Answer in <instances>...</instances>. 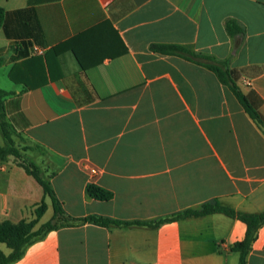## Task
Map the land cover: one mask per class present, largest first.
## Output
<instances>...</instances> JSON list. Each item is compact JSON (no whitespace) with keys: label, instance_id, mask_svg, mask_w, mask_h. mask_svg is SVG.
Returning a JSON list of instances; mask_svg holds the SVG:
<instances>
[{"label":"crops","instance_id":"1","mask_svg":"<svg viewBox=\"0 0 264 264\" xmlns=\"http://www.w3.org/2000/svg\"><path fill=\"white\" fill-rule=\"evenodd\" d=\"M0 6L6 118L44 148L35 162L67 213L152 222L212 199L244 212L264 210V128L212 70L151 48L177 44L226 60L240 71L241 89L260 97L264 115V0H0ZM227 21L241 30L231 35ZM53 47L65 49L49 52L46 64ZM87 183L110 190L111 198L89 197ZM42 195L15 158L0 161V221L32 219ZM44 200L34 228L52 215L50 198ZM245 230L220 212L157 226H63L10 264H238L231 246ZM0 250L10 247L1 242ZM245 258L264 264V223Z\"/></svg>","mask_w":264,"mask_h":264},{"label":"trees","instance_id":"2","mask_svg":"<svg viewBox=\"0 0 264 264\" xmlns=\"http://www.w3.org/2000/svg\"><path fill=\"white\" fill-rule=\"evenodd\" d=\"M2 18L3 8L0 6V24ZM226 29L231 35H235L241 30L240 26L234 21H227ZM63 44H65V42ZM151 48L164 54L181 56L212 70L218 79L229 87L248 115L258 125L264 128V115L259 110L261 103L260 97L252 89L247 91L241 89L238 83L240 71L236 68L229 67L226 60H219L203 53L194 52L185 46L177 44H153ZM64 49V47L61 49H59V47H53L46 52L44 54L46 64H48L47 54H49V52L58 54L59 50L63 51ZM66 49L71 48L69 47ZM2 61L3 58L0 56V64ZM9 75L13 80L17 79L12 71H10ZM26 85L31 86L29 83ZM7 94L8 92L6 90L0 88V136L2 139V143H0V161L5 160L8 156L15 158L17 164L38 182L42 188L43 195L40 202L34 208V217L32 219H21L16 223L9 220L0 221V243L5 242L10 247V251L7 254H4L0 250V264H10L20 258L25 248L30 243L42 238L49 230L63 226H76L84 223H93L101 226H157L165 221L190 216H201L213 212L223 213L245 223L246 230L244 237L241 240L234 242L231 246V250L238 252V264H245L246 253L255 237L256 230L264 223V210L260 212H244L222 205L217 199H212L204 202L199 208H188L174 212L159 217L152 222L126 221L97 214L74 216L67 213L62 206V202L56 197L49 177L45 174L44 170L16 144L15 137L19 139H23V137L11 128V125L6 118L3 97ZM31 149L44 153V148L38 144L32 145ZM85 192L89 197L98 200H107L112 196L110 190L95 183H87L85 185ZM45 196H48L51 200L52 215L48 220L34 228L38 219L46 209V203L44 200Z\"/></svg>","mask_w":264,"mask_h":264},{"label":"rangeland","instance_id":"3","mask_svg":"<svg viewBox=\"0 0 264 264\" xmlns=\"http://www.w3.org/2000/svg\"><path fill=\"white\" fill-rule=\"evenodd\" d=\"M15 140H16V144L18 145V147L21 148V149H23L24 152L27 155H29L34 161H36L38 152L36 150H32L31 149L32 144L30 142L26 141L25 139H19L17 137H15ZM0 143H2L1 136H0ZM49 216H50V212L48 211L43 216V220L49 219ZM27 220H29V219H27Z\"/></svg>","mask_w":264,"mask_h":264},{"label":"built area","instance_id":"4","mask_svg":"<svg viewBox=\"0 0 264 264\" xmlns=\"http://www.w3.org/2000/svg\"><path fill=\"white\" fill-rule=\"evenodd\" d=\"M41 52V51H40ZM87 169H88V172L91 174V175H95V174H97V173H99V169L98 168H96L95 166H88L87 167Z\"/></svg>","mask_w":264,"mask_h":264}]
</instances>
